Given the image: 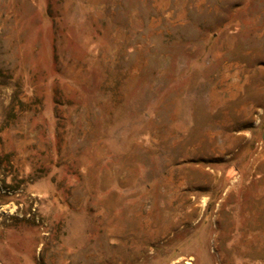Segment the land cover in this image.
Masks as SVG:
<instances>
[{
  "label": "rangeland",
  "instance_id": "rangeland-1",
  "mask_svg": "<svg viewBox=\"0 0 264 264\" xmlns=\"http://www.w3.org/2000/svg\"><path fill=\"white\" fill-rule=\"evenodd\" d=\"M251 3L0 0V264H264Z\"/></svg>",
  "mask_w": 264,
  "mask_h": 264
},
{
  "label": "crops",
  "instance_id": "crops-1",
  "mask_svg": "<svg viewBox=\"0 0 264 264\" xmlns=\"http://www.w3.org/2000/svg\"><path fill=\"white\" fill-rule=\"evenodd\" d=\"M238 3L236 2V5ZM253 9L250 10L249 13H241L236 11L234 15L242 14L245 15L246 18L242 16L243 20L239 21L237 19H233L232 21H228L226 23V27L222 30L223 33L226 32V36L224 37L225 41H232L235 43L237 41V37L242 34L250 35L249 40H253V52L257 50H264V0H252ZM235 6V5H234ZM226 8H230L227 5ZM235 30H240L242 32L238 33ZM249 33V34H246ZM257 104L253 102V120H264V116L261 112Z\"/></svg>",
  "mask_w": 264,
  "mask_h": 264
}]
</instances>
